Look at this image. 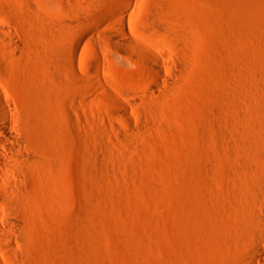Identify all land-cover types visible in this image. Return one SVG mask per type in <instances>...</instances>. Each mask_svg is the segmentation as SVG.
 Returning <instances> with one entry per match:
<instances>
[{"label":"rangeland","instance_id":"rangeland-1","mask_svg":"<svg viewBox=\"0 0 264 264\" xmlns=\"http://www.w3.org/2000/svg\"><path fill=\"white\" fill-rule=\"evenodd\" d=\"M119 18L160 50L162 77L111 40ZM1 25L16 44L0 37V86L29 154L1 264L264 253V0H0Z\"/></svg>","mask_w":264,"mask_h":264},{"label":"bare ground","instance_id":"bare-ground-1","mask_svg":"<svg viewBox=\"0 0 264 264\" xmlns=\"http://www.w3.org/2000/svg\"><path fill=\"white\" fill-rule=\"evenodd\" d=\"M116 33H111L110 38L117 45L136 51L143 56L147 67L151 70L154 77L164 75L165 61L160 50L141 39L129 34L125 29V21L118 19L113 24ZM0 28V37L7 36V39L16 44V40L8 34V30L3 25ZM135 53V52H134ZM96 86L101 96L110 100L116 107H125L123 100L115 93L107 89L101 81L96 82ZM11 101L8 99L4 90L0 86V251L4 255L11 246L13 240L19 236L18 221L7 216V200L11 196H17L21 188L22 167L19 162L27 161L25 151V139L15 127L12 118ZM257 243L264 245V237H257ZM1 264V263H0ZM248 264H264V253L256 245L251 251Z\"/></svg>","mask_w":264,"mask_h":264}]
</instances>
